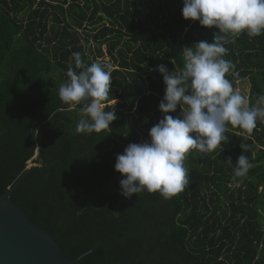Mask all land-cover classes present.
Instances as JSON below:
<instances>
[{
    "label": "trees",
    "instance_id": "obj_1",
    "mask_svg": "<svg viewBox=\"0 0 264 264\" xmlns=\"http://www.w3.org/2000/svg\"><path fill=\"white\" fill-rule=\"evenodd\" d=\"M182 7V0H0V195L30 161L40 164L11 200L70 260L103 244L108 264H264V121L251 133L229 125L228 143L212 152L190 150L189 184L177 196L120 194L116 156L150 141L164 115L157 67L179 71L185 46L219 34L185 20ZM226 38L224 58L234 65L226 78L235 91L248 79L250 107L264 95V33ZM76 51L86 66L100 61L111 73L104 110L117 119L99 133H78L83 105L58 95ZM170 115L180 116V107ZM241 154L253 166L233 181L225 161L235 166ZM104 246L79 264H107Z\"/></svg>",
    "mask_w": 264,
    "mask_h": 264
},
{
    "label": "clouds",
    "instance_id": "obj_2",
    "mask_svg": "<svg viewBox=\"0 0 264 264\" xmlns=\"http://www.w3.org/2000/svg\"><path fill=\"white\" fill-rule=\"evenodd\" d=\"M185 20L219 30L211 43L199 41L182 50L184 66L169 71L157 67L163 77L165 94L159 103L164 114L149 130L150 141L130 143L116 156L115 171L121 174L120 194L130 199L147 191L159 193L169 200L183 192L189 184L184 165L190 150L208 153L228 143V126L251 133L257 120L264 121V95L255 105L236 92L226 78L234 65L224 57L228 49L227 34L245 32L250 38L264 33V0H182ZM224 34V35H222ZM67 69L68 80L58 90L60 100L71 107L82 104V118L76 131L90 134L107 129L117 119L115 111H105L109 99L111 73L100 61L86 66L81 53L73 52ZM79 69V71H77ZM181 115L173 117L177 107ZM243 153L246 145H240ZM233 181L246 176L252 168L248 157L238 156L235 166L231 157Z\"/></svg>",
    "mask_w": 264,
    "mask_h": 264
},
{
    "label": "water",
    "instance_id": "obj_3",
    "mask_svg": "<svg viewBox=\"0 0 264 264\" xmlns=\"http://www.w3.org/2000/svg\"><path fill=\"white\" fill-rule=\"evenodd\" d=\"M110 101L107 99L104 103ZM38 154V151H37ZM41 166L28 165L26 172L0 195V264H79L80 260L103 244L70 260L66 257L54 235L35 224L32 219L11 200V194L28 172ZM108 264V249L106 246Z\"/></svg>",
    "mask_w": 264,
    "mask_h": 264
},
{
    "label": "rangeland",
    "instance_id": "obj_4",
    "mask_svg": "<svg viewBox=\"0 0 264 264\" xmlns=\"http://www.w3.org/2000/svg\"><path fill=\"white\" fill-rule=\"evenodd\" d=\"M54 77V75H53ZM236 92L240 93L245 99L247 102H249V92H250V83L248 81V79H243L242 81H240L237 85V88H236ZM116 101L112 102L113 104L115 103ZM36 158V156L34 157V159ZM30 164H35V165H39L40 164H36L33 160L29 162L28 165ZM261 221L264 225V215L261 214Z\"/></svg>",
    "mask_w": 264,
    "mask_h": 264
},
{
    "label": "built area",
    "instance_id": "obj_5",
    "mask_svg": "<svg viewBox=\"0 0 264 264\" xmlns=\"http://www.w3.org/2000/svg\"><path fill=\"white\" fill-rule=\"evenodd\" d=\"M105 48V47H104ZM106 60H108V58H106ZM109 104H111V102L109 103ZM106 106V103H104V107Z\"/></svg>",
    "mask_w": 264,
    "mask_h": 264
},
{
    "label": "bare ground",
    "instance_id": "obj_6",
    "mask_svg": "<svg viewBox=\"0 0 264 264\" xmlns=\"http://www.w3.org/2000/svg\"><path fill=\"white\" fill-rule=\"evenodd\" d=\"M32 164H30V166H31Z\"/></svg>",
    "mask_w": 264,
    "mask_h": 264
}]
</instances>
